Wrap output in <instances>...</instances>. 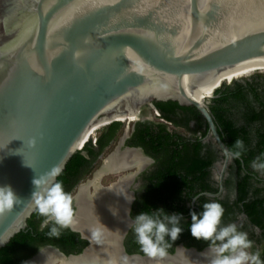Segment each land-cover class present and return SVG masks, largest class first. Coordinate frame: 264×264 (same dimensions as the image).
Wrapping results in <instances>:
<instances>
[{
  "label": "water",
  "instance_id": "1",
  "mask_svg": "<svg viewBox=\"0 0 264 264\" xmlns=\"http://www.w3.org/2000/svg\"><path fill=\"white\" fill-rule=\"evenodd\" d=\"M260 66L264 0H0V186H11L21 200L0 214V242L7 241L0 249L35 212L34 179L55 183L71 157L84 151L97 123L107 119L110 125L116 114L155 102L193 106L206 119L207 138L223 154L221 192L233 157L225 155L229 147L209 103L227 78L229 83ZM133 168L111 172L124 175L109 187L127 178L131 183L141 170ZM130 206L120 254L147 258L128 253L123 243L133 223ZM70 227L89 240L82 252L45 247L27 262L34 264L47 249L65 259L84 255L92 241ZM179 249L202 264L200 254L209 246L181 243L166 256Z\"/></svg>",
  "mask_w": 264,
  "mask_h": 264
},
{
  "label": "trees",
  "instance_id": "2",
  "mask_svg": "<svg viewBox=\"0 0 264 264\" xmlns=\"http://www.w3.org/2000/svg\"><path fill=\"white\" fill-rule=\"evenodd\" d=\"M155 105L165 120L184 128L185 133L170 131L164 123L146 120L137 123L128 144L142 147L155 158L152 170L142 175L145 192L136 202L141 212L151 213L163 208L168 213L185 214L180 224L183 231L176 241H168L170 246L166 252H174L180 242L198 249L209 245L207 241L194 238L189 228L191 211L202 212L203 204L210 201L219 202L224 208L221 225L234 223L238 214L244 212L246 220L242 227L252 233L259 228L264 240V186L257 185L249 173H239L236 186L227 179L225 186L228 191L223 197L201 195L193 209L186 206L185 200L181 202L184 190L188 191L189 198L204 191H218L212 180V166L219 160L220 149L213 141L204 140L208 124L196 107L181 106L176 101H159ZM209 107L223 141L231 151L241 152L238 158H234L232 167L250 168L257 157L264 161V74L256 73L224 82L215 91ZM119 127L118 123L111 124L108 131L97 138L96 144L91 139L87 140L84 151L71 157L56 181L62 184L66 193L70 194L79 181L91 172L97 156L115 137ZM236 140L242 141V148L235 147ZM43 219L36 212L31 215L26 229L14 235L0 249V264H26L27 258L46 245L58 247L65 254H78L88 244L70 228H60L58 238L50 237L47 233L52 223L42 229ZM125 247L128 253L145 254L137 244L133 230L126 237Z\"/></svg>",
  "mask_w": 264,
  "mask_h": 264
},
{
  "label": "clouds",
  "instance_id": "3",
  "mask_svg": "<svg viewBox=\"0 0 264 264\" xmlns=\"http://www.w3.org/2000/svg\"><path fill=\"white\" fill-rule=\"evenodd\" d=\"M234 144L237 149L243 147L240 140H236ZM225 155L238 158L241 152L226 148ZM251 167L254 170L264 171V161H260V157H257L252 161ZM33 183L36 190L31 195L30 203L33 210L44 217L41 228L43 229L51 222L52 227L47 235L58 238L59 229L69 228L73 223L72 196L64 191L59 182L44 186L45 181L38 178L34 179ZM117 195H123L129 204L135 199L132 194L117 193ZM20 203L21 200L11 186H0V214L11 211ZM202 207L203 211L200 213L191 211L189 230L197 240L209 242V249L213 253L210 264H264L259 251L255 253L248 251L252 247V241L249 240L246 232L238 230L235 223L221 225L224 208L219 202H206ZM183 219V213H168L163 208H158L151 213L140 212L135 215L132 230L141 251L149 257L165 256L170 246L168 241H176L183 231L180 226ZM5 242L7 241L0 243Z\"/></svg>",
  "mask_w": 264,
  "mask_h": 264
},
{
  "label": "bare ground",
  "instance_id": "4",
  "mask_svg": "<svg viewBox=\"0 0 264 264\" xmlns=\"http://www.w3.org/2000/svg\"><path fill=\"white\" fill-rule=\"evenodd\" d=\"M244 70L245 72L237 74V77L249 75L257 70H264V66L252 70ZM227 81L228 78L226 79V82ZM204 90H206V93H213L210 89ZM204 90H199V94ZM130 113L136 115L138 111L130 109L127 113L116 114L114 118L116 121L122 122ZM108 124L109 121L107 119H103L97 123L92 128L89 139L96 137L97 131ZM143 162L144 158L140 157V155L133 150L114 153L106 160V166L102 167L91 182L89 181L95 188V200L91 201L87 198L85 186L81 188L80 195L78 196V211L72 225L82 230L84 235L88 236L92 241L91 247L84 255L65 259L53 250H45L36 257L34 264H53L54 262L58 264H197L192 254L181 249H179V252L174 256L165 255L163 257L157 256L147 258H125L121 256L119 241L123 230L128 225H125V215L127 214L129 203L127 204V200L123 195H117V193L123 194V192H126L123 191V186L114 189L110 187L108 189H103L99 181L104 174L119 171L127 165H137L141 167ZM200 255H203L202 259L204 263L202 264H210L213 257V253L210 249Z\"/></svg>",
  "mask_w": 264,
  "mask_h": 264
},
{
  "label": "flooded vegetation",
  "instance_id": "5",
  "mask_svg": "<svg viewBox=\"0 0 264 264\" xmlns=\"http://www.w3.org/2000/svg\"><path fill=\"white\" fill-rule=\"evenodd\" d=\"M154 107L157 108L156 105L155 106H151V105L143 106L139 110V112L135 115L136 118L133 121H128L127 122L128 123L127 124V129L124 130L123 135L118 139V143L106 154V150H108L111 147V144L114 141V139L116 137V134H117V132H118L119 129L117 130V132L115 134V137L111 141H109V143L106 146H104L103 150L101 151V153L97 156V159L95 160V162L98 161V160H101V162H102V166L101 167H105L106 166V160L109 157H111L114 153L124 152V151H127V150H129V151L130 150L136 151L140 155V157L144 158V162L141 165V170L134 177V179H133V181L131 183H130V179L126 177L127 179H125L123 182H120L118 185L115 184L116 186L113 185V187H112L114 189V188H117V187L119 188V187H122L123 186L124 187L123 188V191L126 192V193L123 192V194H128V195L132 194L135 197V199L131 202L130 211H129V216H130V218L132 220H134L135 215H137V211H140L141 212V208H139L136 205V202L138 200V197H140L145 192V188H144L145 181L143 180L142 175L146 171L147 172L151 171L152 168L154 167V163H155V158L152 155L148 154L142 147H140V146H133V145H129L128 144V140L131 138V136H132V134H133V132L135 130V127H136L137 123L142 122V121H146V120L153 121L154 123H164V124H166L168 126V129L170 131L177 130V131H181V132H184L185 133L184 128L175 126L172 122H169V121L165 120L163 118V116H162V118L164 119V121L159 120L158 118H156V116L152 112V108H154ZM115 123H118V122H114L112 124H115ZM118 124L121 126V125H124L125 122L122 121V122H120ZM192 124H194V122ZM110 125L108 124L107 126L103 127L102 133L99 136H97V138L100 137L101 135H103V133H105L106 131H108ZM187 135H190V133H188ZM207 136H208V133L205 136L204 140L205 141H212L211 139H208ZM222 161H223V154L220 151L219 160L212 166V180L214 181L215 185L218 187V191L216 193H214V194L219 193L220 192V189H221V185H220V181H219V176H220V172H221V169L222 168L219 167L218 164L220 162H222ZM233 164H234V157L232 158V161L230 162L229 167H227V169H226V171L224 173L223 190L220 192L219 196L212 197V198H220V197H223L227 193L228 189L225 186V182H226L227 179H229V181L231 182V184H233V185L236 186L237 183L239 182V173H242V174L249 173L252 176V179L255 181V183L257 185L264 186V171L254 170L252 167H250V168H247V167H236V166L232 167ZM126 167H134L132 169V171L140 168L137 165H127ZM108 174H111V173H108ZM104 175H107V174H104ZM123 175H124L123 172H122V175H116L114 177V179L112 181H110L106 185L101 184L100 182H99V184H100V186L102 185L101 188L108 189V187L113 182L117 181L119 179V177L120 176H123ZM82 180H83V178L79 181V183L70 192V194H71L74 191V189H76V188L78 189L77 193L72 197V205L74 206V214H75V212H76V210L78 208V206H77V204L79 203L78 202V196L80 195V192H81V188L82 187H84V186L86 187V189H85L86 191L85 192H86V196H87V198L89 200L93 201L96 198V195H94L95 188L90 184L91 181L90 182L88 181L87 183H81ZM129 183H130L129 187H126ZM236 189L237 188L235 187V190H234L235 193H236ZM204 192H208V191H204ZM204 192H201V193L193 196L192 198H189L188 197V191L187 190H184V191H182V195L184 196V199H181V202H183L185 200L186 206L187 207H191V209H193L195 207V202L197 201V199L201 195H204L203 194ZM209 197H211V196H209ZM233 197H236V196L233 195ZM127 204H128V201H127ZM126 208H127V205H126ZM126 208H125V210H126ZM124 213H125V211H124ZM183 215H185V214H183ZM186 215H188V213H186ZM125 220H126L125 225L126 224H129V220L127 218V214L125 215ZM245 220H246V214L244 212H240L238 214V216H237L236 221H234V223L238 226V230L243 231V232H246L248 234L249 240L252 241V247L249 248L248 251L250 253H255L256 251H259L260 252V258L262 260H264V255L261 256V253H263V251H264V240L261 238V230L259 228H255L254 229L255 233H252V232H250V229H248V228L245 229L244 227H242L244 225V223H245ZM69 228L72 231H75L71 227H69ZM131 230H132V224L129 227V229H128L127 233H126V236H125V238L123 240L124 246H125L126 237H127V235L129 234V232ZM75 232H77V231H75ZM77 233H79L80 238L87 240V242L89 244V240L87 238H84L80 232H77ZM181 243L182 242H180L178 244H181ZM182 244H184V243H182ZM176 246H175V248H176ZM45 247H47V248L50 247L52 249H54V248L59 249L58 247H55L53 245H46V246L41 247L34 255H36L38 252H40V250H42ZM192 247H194V246H192ZM47 250H49V249H47ZM61 252H63V251H61ZM34 255H32L31 257L27 258L25 260V263L26 264H29L27 262L28 259L32 258ZM67 255H69V254H67Z\"/></svg>",
  "mask_w": 264,
  "mask_h": 264
},
{
  "label": "rangeland",
  "instance_id": "6",
  "mask_svg": "<svg viewBox=\"0 0 264 264\" xmlns=\"http://www.w3.org/2000/svg\"><path fill=\"white\" fill-rule=\"evenodd\" d=\"M256 73H262V74H264V70H257V71H254L253 73H251V74H249V75H246V76H242V77H250V76H252V75H254V74H256ZM136 117H135V114L134 113H130V114H128L127 115V118L125 119V120H123L124 122H125V124L124 125H121L120 127H119V130H118V132H117V134H116V137H115V139H114V141L112 142V144H111V147L108 149V150H106V154L118 143V139L123 135V133H124V130L125 129H127V122L128 121H133L134 119H135ZM102 131H103V128H101V129H99L98 131H97V135L96 136H99L101 133H102ZM106 156V155H105ZM102 162H101V160H98V161H96L95 163H94V165H93V168H92V170H91V172L90 173H88L84 178H83V180H82V182L81 183H87L88 181H92L95 177H96V173H98L101 169H102ZM116 175H122V172H118V173H115V174H107V175H104L101 179H100V183L101 184H104V185H106V184H108L110 181H112L113 179H114V177L116 176ZM77 191H78V189L76 188V189H74V191L70 194L72 197L77 193ZM55 264H58V263H55Z\"/></svg>",
  "mask_w": 264,
  "mask_h": 264
},
{
  "label": "built area",
  "instance_id": "7",
  "mask_svg": "<svg viewBox=\"0 0 264 264\" xmlns=\"http://www.w3.org/2000/svg\"><path fill=\"white\" fill-rule=\"evenodd\" d=\"M152 112H153V114L156 116V118H158L159 120L164 121V119L162 118V115H161V113H160L159 110H157L156 108H152ZM92 142H93V143L96 142V137H94V138L92 139Z\"/></svg>",
  "mask_w": 264,
  "mask_h": 264
}]
</instances>
